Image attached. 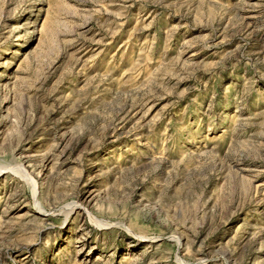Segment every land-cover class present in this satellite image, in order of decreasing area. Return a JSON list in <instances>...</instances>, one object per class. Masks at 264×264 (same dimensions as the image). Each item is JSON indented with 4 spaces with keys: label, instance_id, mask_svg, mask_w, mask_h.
Here are the masks:
<instances>
[{
    "label": "rangeland",
    "instance_id": "rangeland-1",
    "mask_svg": "<svg viewBox=\"0 0 264 264\" xmlns=\"http://www.w3.org/2000/svg\"><path fill=\"white\" fill-rule=\"evenodd\" d=\"M0 264H264V0H0Z\"/></svg>",
    "mask_w": 264,
    "mask_h": 264
},
{
    "label": "bare ground",
    "instance_id": "bare-ground-1",
    "mask_svg": "<svg viewBox=\"0 0 264 264\" xmlns=\"http://www.w3.org/2000/svg\"><path fill=\"white\" fill-rule=\"evenodd\" d=\"M78 206V205H77Z\"/></svg>",
    "mask_w": 264,
    "mask_h": 264
}]
</instances>
